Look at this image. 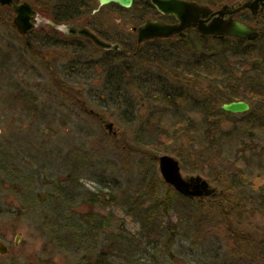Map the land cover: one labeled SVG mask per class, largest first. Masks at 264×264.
<instances>
[{"label": "rangeland", "instance_id": "374dc122", "mask_svg": "<svg viewBox=\"0 0 264 264\" xmlns=\"http://www.w3.org/2000/svg\"><path fill=\"white\" fill-rule=\"evenodd\" d=\"M240 1L242 0H198L200 3L212 4L222 2L229 6H236ZM104 12V9L99 10L100 18ZM127 16L124 15L123 19L118 15L111 16L105 22L93 26L109 39H113L118 31L131 36L128 32L130 27L140 24L144 17L131 19ZM259 20L260 17L255 23L258 24ZM255 23L250 25L255 26ZM17 33L10 21L0 20V168L1 165H6L4 168L20 172V175L26 174L27 177L0 179V241L9 248L8 254L0 255V264H80L79 261L86 257L88 264H99L102 259L95 260V253H100L102 243L109 245L104 249V264H133L127 263L128 260L137 264H152L155 262L153 255L158 260L161 258L165 261L171 258V254L183 256L189 264H218L223 258L231 261L230 255L238 256L245 252L254 264H264L263 212L252 215L235 214L224 222L227 226L222 224L220 227L215 220L194 221L192 215L183 210L184 207L176 201L166 217L158 216L154 219L151 230L147 231L148 227L143 228L129 214L126 205L129 204L128 198L139 189L140 182L148 186L156 184L158 190L166 191L164 186L158 184L162 179L158 173L157 161L154 163L150 159L151 155H156V159L164 153L173 156L180 164L179 172L183 177L198 175L215 188V193L220 190V186L214 181L212 172L219 171V165H213L212 168L197 162L194 153L199 148H189L187 139L190 137L183 131L178 133V141L181 143L174 142L163 146L164 149L171 147L173 152H153L150 144L145 148L141 147L139 142L148 143L150 135H144L143 139V135H140L142 132L138 129L140 125L128 121L130 116L137 117V120V115L145 114L141 100L135 99V90L124 94L125 97L131 96L132 106H135L131 111H135V115L132 112L127 116L123 112L120 118L103 100L95 101L99 96L98 88L101 85L102 70L105 68L98 65L95 67V64L101 65L106 50L87 43L88 41L64 45L48 38L43 41L44 45L24 49L22 43L25 40ZM33 37L34 35H30L29 38ZM133 41L130 37L126 44L131 47L134 45ZM192 43H198L195 35L189 36L188 47ZM213 43V39L208 42L209 45ZM37 47L41 49L38 56L33 53ZM120 59L121 63L134 65L140 71L154 74L161 72L150 62L140 64L131 58ZM241 72L242 69L238 68L235 75L240 77ZM55 79L60 83H56ZM236 82L232 81L231 84L237 85ZM261 82L264 86V76ZM206 86V82L200 81L199 86L195 85L192 90L197 93L199 89L198 92L204 93ZM241 101L249 104V110L231 113L230 117L242 119L256 114L249 101ZM80 103L91 109V116L85 114L83 107H79ZM185 109L196 123H200L201 115L195 106ZM95 114L104 121L101 119L99 122ZM106 123L113 124L111 132L106 129ZM183 151L185 157L187 156L184 161L177 156V153ZM102 178L108 183L104 190H101V184L97 181ZM68 179L72 180L68 182ZM46 180H56L55 183L60 187L73 182L75 190L82 194L76 195L79 200L74 199L77 202L70 209L76 214L80 213L75 216L76 219L84 215L90 219V223L87 220L86 223L77 220L81 223L83 232L77 233L76 239L68 238L60 243L62 237L51 231L48 216L52 211L49 214L48 209L53 205L57 207L61 200L50 195L54 189L51 184L45 185ZM22 191L26 195L21 194ZM91 192L99 193V200L103 201L104 197L106 204L90 212L92 207L83 201ZM210 196L192 198L191 203L199 202L206 207ZM35 197L39 199L36 200ZM102 221L106 222L107 229H102ZM159 221L169 242L167 239L160 242L156 239L159 234H155V230ZM104 232L109 233L105 240ZM17 233L21 235L18 243L14 244ZM118 233L123 234L122 239L127 237L132 244V256L128 259L116 258V250L110 249V245L115 243L109 242L110 235L116 236ZM74 241L81 242L82 247H61L76 245ZM246 243L251 246L246 247ZM202 244H213L217 249L216 263L210 260L215 255V251L214 255L211 254L213 246L206 248L208 254H203L205 249L202 250ZM87 246L94 248L87 251ZM234 258L237 261L234 264L248 261L243 257ZM176 263L182 264L180 259Z\"/></svg>", "mask_w": 264, "mask_h": 264}, {"label": "trees", "instance_id": "16d2710c", "mask_svg": "<svg viewBox=\"0 0 264 264\" xmlns=\"http://www.w3.org/2000/svg\"><path fill=\"white\" fill-rule=\"evenodd\" d=\"M220 4L223 3L220 2ZM134 6L140 10L141 15L139 16L145 19L151 17L155 10L150 5V0H135ZM255 25L259 28L258 36L253 41H243L242 43L233 37H227L223 40L213 39V45H209L210 40L203 41L196 38L198 43H192L190 47L187 45L188 39H180L178 42L145 41L132 56L116 51H106L101 65L95 64V67L96 65L105 67L102 70L103 76L98 88L99 96L95 101L103 100L107 104L106 106L112 108L118 114L117 116L122 118L123 112L127 113L128 116L135 107L130 101L132 100L130 99L131 96L125 97L124 94L135 90V99L141 100V106L145 107V114L137 115V120V117L130 116L128 120L131 124L138 123L140 125L138 129L142 132L140 135H143V139L144 135H150L148 143L139 142L141 147L145 148L146 145L150 144L153 152H173L174 149L171 147L164 149L163 146L180 142L178 141L180 139L178 133L183 131L190 137L187 139L189 148L191 149L192 146L195 150L199 148L197 153H194L197 162L212 166V168L213 165H219V171L212 172V176L220 186V190L208 198L206 207L199 202L191 203L193 202L192 198L187 199L176 193L171 186H167L162 180L158 184L166 188L165 192L158 190L156 184L148 186L144 182H140L139 189L135 190V193L133 192L131 198H128L129 204L126 206H128L129 214L133 215L132 217L141 223L143 228L148 227L147 231L151 230L153 223H155L154 219L156 220L158 216L159 218L166 217L168 211L172 210L174 203L177 202H180L179 204L184 207L183 210L192 215L194 221L215 220L218 223L216 225L220 227L225 224L227 218L235 216V214L264 213V86L261 84V79L264 76V14L261 15L258 24L255 23ZM99 36L109 41L101 34ZM122 47L130 53L135 50V45L130 47L123 44ZM120 58H131L140 64L153 63L155 67H158V71L163 73L156 72L154 74L149 71H140L134 65L121 63ZM238 68L242 69L240 77L235 75ZM55 81L60 83L58 79ZM200 81L208 84L206 91H203L204 93L198 92L199 89L197 93L192 90L195 85L199 86ZM232 81H237L238 84H231ZM239 100L249 101L254 106L256 114L247 115L242 119H234L230 117L231 113L225 112L219 107L223 103ZM78 105L84 108L85 114L91 116V109L85 108L81 103ZM192 106L193 108L195 106L201 115L200 123H196L195 119L186 113L187 109L185 108ZM95 116L100 122L102 118L96 114ZM103 121L104 119H102ZM184 153L185 151L177 153L182 161L187 158ZM150 159L155 163L156 155H151ZM1 166L3 170L1 167L0 179L27 178L26 174L20 175V172L13 169L8 170V167L4 168L6 165ZM70 180L72 179L67 181ZM55 181L46 180L45 185L47 183L52 185L54 190L50 192V195L61 200L62 208L60 204L57 207L54 205L52 208L48 207L49 214L52 211L48 216L49 226L54 234H59L58 237H62L59 242L67 241L68 238L76 239V234L83 232L81 223H78L77 220L84 221V223L87 220L90 223V219L84 215L76 219L75 216L80 213L76 214L73 209H70L72 204L79 200L76 195L82 194L75 190L73 182L71 185H61L60 187ZM97 181L101 184V190L107 188L108 183L103 178L101 181L99 179ZM24 192L22 191L21 194L26 195ZM99 195V193L92 194L91 192L85 197L83 202L92 207L91 210L88 209L90 212L94 208L105 206L106 200L103 197V201H100ZM76 198L77 201H74ZM38 199L37 197L36 200ZM217 219L220 220V223ZM100 225L102 229L108 228L104 221ZM161 228L159 221L155 230V234H159L156 237L157 241L160 242L165 239L168 241ZM106 232H104V240L107 234L109 237V233L106 234ZM112 233L114 234V232ZM207 235L210 234L207 233ZM122 237L123 234L120 233L116 236L110 235L111 241L109 242L115 241L110 245V249L116 250V258L125 257L128 259L132 256L133 247L127 237L123 239ZM75 243L76 245H62L61 247L63 249L65 247L79 249L82 247L81 242L74 241ZM103 244L99 249L100 253H95V257L97 256L95 260L101 258V264H104L105 250L109 247L108 244V246ZM210 245L213 246V244H202V250L205 249L203 254L208 252H206V248H212ZM249 245L251 246L250 243H246V247ZM88 247H86L87 251L94 248ZM212 249L211 254L215 251V255L213 254L214 257L210 260L216 263L217 249ZM232 255H230L231 261L223 258L218 264H234L237 262L234 257L247 259L248 261L243 264H254L246 252L238 256ZM170 257L169 260L163 261V259L158 260L156 255H153L152 258L155 262L152 264H177V259H180L182 264H189L183 256L171 254ZM85 260L88 258L86 257L79 263L88 264L89 262ZM130 262L137 264L133 260L127 261V263Z\"/></svg>", "mask_w": 264, "mask_h": 264}, {"label": "water", "instance_id": "95a60500", "mask_svg": "<svg viewBox=\"0 0 264 264\" xmlns=\"http://www.w3.org/2000/svg\"><path fill=\"white\" fill-rule=\"evenodd\" d=\"M12 0H0L3 4L13 6L15 17L13 24L20 34H26L35 27L30 22L26 12L25 4L14 5ZM101 5L107 3H117L121 7L129 8L132 0H98ZM152 5L161 15L172 16L175 24H168L158 20H147L143 24L134 28L136 30V45L134 52H125L118 44L108 42L90 29L77 25H54L56 29L67 34H73L90 41L93 45L106 51H120L126 55H134L138 47L145 41L155 38H168L173 34H178L185 38V31L194 29L201 39L207 41L210 37L223 40L227 37H233L237 41H253L258 36V30L255 26L238 21L231 16L240 10L249 9L253 15L262 12L264 9V0H242L237 2V6L222 4L217 15L210 22L206 18L210 15L211 8L207 5L197 3L191 0H150ZM259 9V10H258ZM225 15L230 17L225 18ZM249 104L244 101H231L223 103L219 107L228 113H241L249 110ZM106 129L111 132L112 123L105 124ZM158 173L161 179L171 186L176 193L188 198H203L215 193V188L211 187L209 182L200 176L183 177L180 171V164L176 158L171 155L163 154L157 157ZM20 234L16 235V240ZM0 250L3 245L0 244ZM3 252V251H2Z\"/></svg>", "mask_w": 264, "mask_h": 264}, {"label": "flooded vegetation", "instance_id": "af4514ba", "mask_svg": "<svg viewBox=\"0 0 264 264\" xmlns=\"http://www.w3.org/2000/svg\"><path fill=\"white\" fill-rule=\"evenodd\" d=\"M194 1L197 3H200L198 2V0H194ZM11 2H13V4L16 6L25 4L26 12L30 18V22L32 24L41 23L39 30H36V28H33L32 31H29L26 34L17 33L20 37L23 38V40H25L24 43L26 44L28 40L30 39L29 38L30 35H34L33 40L39 41L40 45L44 43L43 41L46 40V38L52 39L53 40L52 42L56 41V42L63 43L64 45L74 44L77 41H87L73 34H67L62 31H59L58 29L54 27V25H58V24L64 25L65 24V25L83 26V27H86L94 31L97 35H100L101 32L98 29H96V27L94 28L93 26L96 23L105 22L106 19H109V17L115 16V15L116 16L118 15L120 19H123L124 15L127 16L128 15L127 13H129L127 17H130L131 19H137L140 17L139 15H141L139 8H136L134 6L135 0H132V4L129 8L121 7L117 3H113V2L101 5L98 0H12ZM202 4H205L211 8L210 15L205 19L207 23L210 22L212 18L217 15L216 12L219 11L222 6L220 3L212 4L210 2L209 3L204 2ZM100 9L105 10L103 15H101V18L99 17ZM13 11L14 9L12 5L3 4L0 2V20L1 21H10L12 23L15 17V12ZM262 14H264V9L262 10V12L257 11L255 15H253L252 12L249 11V9H245V10H240L239 12H236L231 17L238 21H241L243 23L250 25L252 23L257 22L258 18L261 17ZM228 17L230 16L225 15V18H228ZM149 19L163 21L171 25L176 23V20L172 16L161 15L156 10H154L153 15H151ZM144 20L146 19L144 18L143 21ZM137 26H139V24ZM137 26L133 25L130 27L128 32L131 36H129L126 33L121 34L119 31L115 33V37L113 39H109V37H106L102 34L101 35L105 37V39H108L110 42L118 44L120 46H123V44H126L127 42H129V39L131 37L134 40L133 42H134L135 49H136L137 48L136 38H135L136 30H134V28H137ZM185 34H186L185 38L180 37L178 34H173L168 38H155L149 41L178 42L180 39L187 40L190 35H195L196 38L201 39L199 37V34L192 28L186 30ZM210 39H218V38L210 37L208 40ZM40 51L41 49L37 47L36 50L34 51L36 53V56L40 55L39 53ZM44 56L45 55H43V57ZM17 234H20V233H17ZM16 235H15L14 244L18 243V239H19L18 238L16 240ZM0 244L3 245V250H0V255L5 256V254L9 253V248L7 247L6 244H4L1 241H0Z\"/></svg>", "mask_w": 264, "mask_h": 264}, {"label": "bare ground", "instance_id": "6f19581e", "mask_svg": "<svg viewBox=\"0 0 264 264\" xmlns=\"http://www.w3.org/2000/svg\"><path fill=\"white\" fill-rule=\"evenodd\" d=\"M200 4H202V3H200ZM104 5V4H103ZM205 5V4H204ZM156 10V9H155ZM157 11V10H156ZM158 12V11H157ZM159 13V12H158ZM141 17V16H140ZM142 19V18H141ZM147 20H152V19H149V18H146V20H144L141 24H143L145 21H147ZM141 24H139V25H141ZM14 25V24H13ZM33 25H35V27L34 28H36V30H39L40 29V26H41V23H37V24H33ZM58 25H63V24H58ZM15 27V26H14ZM256 27V26H255ZM257 28V27H256ZM16 29V28H15ZM257 30H258V28H257ZM92 31V30H91ZM18 32V31H17ZM94 32V31H93ZM95 33V32H94ZM75 36H77V35H75ZM79 38H82V37H80V36H78ZM200 37V36H199ZM34 38V37H33ZM84 39V38H83ZM205 41V40H204ZM87 42V41H86ZM112 43V42H111ZM22 45L24 46L23 48L25 49V48H28V47H30L29 49H32V48H35V46H40V44H39V41H37V40H33V39H29L28 40V42H27V44L26 43H22ZM122 47V46H121ZM122 49H123V47H122ZM124 50V49H123ZM125 51V50H124ZM126 52V51H125ZM34 54H36L35 52H33ZM239 101H241V100H239Z\"/></svg>", "mask_w": 264, "mask_h": 264}]
</instances>
